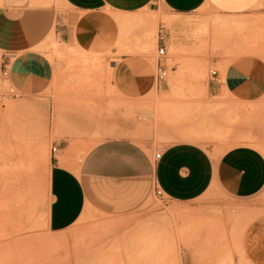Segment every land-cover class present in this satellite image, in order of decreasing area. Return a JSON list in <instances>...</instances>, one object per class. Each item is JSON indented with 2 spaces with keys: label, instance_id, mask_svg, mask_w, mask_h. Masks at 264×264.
Masks as SVG:
<instances>
[{
  "label": "rangeland",
  "instance_id": "374dc122",
  "mask_svg": "<svg viewBox=\"0 0 264 264\" xmlns=\"http://www.w3.org/2000/svg\"><path fill=\"white\" fill-rule=\"evenodd\" d=\"M9 3L61 6L59 0ZM133 19L121 21L118 54L134 49L156 64L158 48L166 49V79L139 101L111 87L118 55L88 54L49 37L43 50L54 80L37 96L12 89L0 55V264H264V188L247 199L214 192L178 203L157 195L149 180L93 184L80 220L50 232L55 141H82V153L115 137L155 149L203 139L216 153L249 145L264 155V99L235 105L209 91L212 72L223 73L233 60L264 61V0L243 15L205 6L189 15Z\"/></svg>",
  "mask_w": 264,
  "mask_h": 264
},
{
  "label": "crops",
  "instance_id": "0c3cea01",
  "mask_svg": "<svg viewBox=\"0 0 264 264\" xmlns=\"http://www.w3.org/2000/svg\"><path fill=\"white\" fill-rule=\"evenodd\" d=\"M16 0H0V55L12 89L37 96L49 89L54 67L43 46L54 36L62 44L111 61L110 84L117 95L139 101L159 84L157 62L135 51L120 53L121 21L165 13L189 15L208 6L228 15L246 14L259 0H59L31 7ZM120 18V19H119ZM142 19V18H138ZM162 37L158 41L161 43ZM123 43V42H122ZM132 48V47H130ZM209 91L222 93L233 104L255 105L264 99V61L257 57L233 60L212 75ZM160 85L157 88H161ZM166 89L167 86H165ZM167 91V90H166ZM205 130L202 134L205 135ZM49 173L48 228L61 233L85 213L91 185L120 181L153 182L163 197L178 203L193 202L218 192L247 199L264 188V155L249 145L220 153L205 148V140L179 139L162 149L149 143L115 137L99 141L82 153V141L64 138L54 142ZM160 153L159 158L155 154Z\"/></svg>",
  "mask_w": 264,
  "mask_h": 264
},
{
  "label": "built area",
  "instance_id": "2783aa9c",
  "mask_svg": "<svg viewBox=\"0 0 264 264\" xmlns=\"http://www.w3.org/2000/svg\"><path fill=\"white\" fill-rule=\"evenodd\" d=\"M165 57H166V49L165 47L161 46L158 48V60H157V70H156V76L158 82H162L166 79L167 77V66L165 64ZM5 74V71H3ZM217 71H213L212 75H216ZM53 152H56V149L53 148ZM160 153L155 154V158H159ZM156 194L159 195L160 197H163V193L159 189H155Z\"/></svg>",
  "mask_w": 264,
  "mask_h": 264
},
{
  "label": "bare ground",
  "instance_id": "6f19581e",
  "mask_svg": "<svg viewBox=\"0 0 264 264\" xmlns=\"http://www.w3.org/2000/svg\"><path fill=\"white\" fill-rule=\"evenodd\" d=\"M167 18V17H166ZM120 19V18H119ZM124 19V18H123ZM168 21V20H167ZM124 23H126V21L124 22ZM128 23V22H127ZM170 23V22H169ZM220 23V22H219ZM228 23V22H227ZM121 24V23H120ZM216 24V23H215ZM217 25V24H216ZM219 25V24H218ZM223 25V24H222ZM151 26V25H150ZM219 29H220V27H219ZM150 33V32H149ZM151 41V40H150ZM151 42H153V41H151ZM177 44V43H176ZM146 46V45H145ZM171 47V46H170ZM71 48H72V46H71ZM74 48V47H73ZM145 48H147V49H150L151 48V46L148 44ZM177 48V47H176ZM179 50V49H178ZM258 52V51H257ZM82 60V59H81ZM82 66V65H81ZM91 69V68H90ZM42 122H43V120H42ZM11 169V168H10ZM17 169H18V166L15 168V171H17ZM12 171V170H11ZM14 171V170H13ZM14 171V172H15Z\"/></svg>",
  "mask_w": 264,
  "mask_h": 264
}]
</instances>
